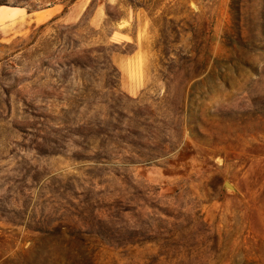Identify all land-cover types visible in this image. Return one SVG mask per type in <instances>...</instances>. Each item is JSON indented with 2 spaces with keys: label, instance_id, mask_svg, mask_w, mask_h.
Segmentation results:
<instances>
[{
  "label": "rangeland",
  "instance_id": "374dc122",
  "mask_svg": "<svg viewBox=\"0 0 264 264\" xmlns=\"http://www.w3.org/2000/svg\"><path fill=\"white\" fill-rule=\"evenodd\" d=\"M0 264H264V0H0Z\"/></svg>",
  "mask_w": 264,
  "mask_h": 264
},
{
  "label": "trees",
  "instance_id": "16d2710c",
  "mask_svg": "<svg viewBox=\"0 0 264 264\" xmlns=\"http://www.w3.org/2000/svg\"><path fill=\"white\" fill-rule=\"evenodd\" d=\"M49 235H51V234H49Z\"/></svg>",
  "mask_w": 264,
  "mask_h": 264
}]
</instances>
